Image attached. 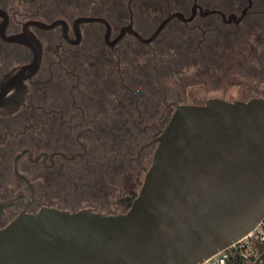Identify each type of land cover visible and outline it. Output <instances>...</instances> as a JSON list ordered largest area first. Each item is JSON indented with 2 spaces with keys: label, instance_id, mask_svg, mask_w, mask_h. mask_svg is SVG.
I'll return each mask as SVG.
<instances>
[{
  "label": "flooded vegetation",
  "instance_id": "af4514ba",
  "mask_svg": "<svg viewBox=\"0 0 264 264\" xmlns=\"http://www.w3.org/2000/svg\"><path fill=\"white\" fill-rule=\"evenodd\" d=\"M190 66L264 68V0H0V231L126 213Z\"/></svg>",
  "mask_w": 264,
  "mask_h": 264
},
{
  "label": "water",
  "instance_id": "95a60500",
  "mask_svg": "<svg viewBox=\"0 0 264 264\" xmlns=\"http://www.w3.org/2000/svg\"><path fill=\"white\" fill-rule=\"evenodd\" d=\"M264 219V98L176 107L129 210L44 208L0 231V264H204Z\"/></svg>",
  "mask_w": 264,
  "mask_h": 264
},
{
  "label": "rangeland",
  "instance_id": "374dc122",
  "mask_svg": "<svg viewBox=\"0 0 264 264\" xmlns=\"http://www.w3.org/2000/svg\"><path fill=\"white\" fill-rule=\"evenodd\" d=\"M213 74L208 77L197 66H190L181 73V81L177 85L184 104H203L211 98L228 101L264 98V68L248 70L243 67L226 74ZM246 264H264V254L258 263Z\"/></svg>",
  "mask_w": 264,
  "mask_h": 264
},
{
  "label": "built area",
  "instance_id": "2783aa9c",
  "mask_svg": "<svg viewBox=\"0 0 264 264\" xmlns=\"http://www.w3.org/2000/svg\"><path fill=\"white\" fill-rule=\"evenodd\" d=\"M264 251V219L256 229L246 237L239 240L232 247L219 252L204 264H227L228 261L242 257L244 259L253 258L256 263Z\"/></svg>",
  "mask_w": 264,
  "mask_h": 264
},
{
  "label": "trees",
  "instance_id": "16d2710c",
  "mask_svg": "<svg viewBox=\"0 0 264 264\" xmlns=\"http://www.w3.org/2000/svg\"><path fill=\"white\" fill-rule=\"evenodd\" d=\"M258 64L259 63H257V65ZM171 115L172 114H169L168 116H166L165 126L168 124V122H169V120L171 118ZM262 254H264V251H263ZM261 258H262V255H261V257L258 260H256V263H258L261 260ZM253 260H254L253 258H251V259H244L242 257H237L236 259H233V260L228 261L227 264H246L247 262H253Z\"/></svg>",
  "mask_w": 264,
  "mask_h": 264
}]
</instances>
